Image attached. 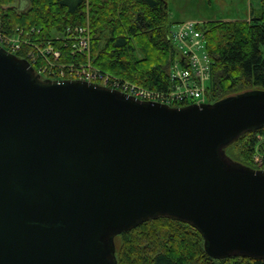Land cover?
<instances>
[{"label": "water", "instance_id": "1", "mask_svg": "<svg viewBox=\"0 0 264 264\" xmlns=\"http://www.w3.org/2000/svg\"><path fill=\"white\" fill-rule=\"evenodd\" d=\"M263 127L264 90L173 107L41 80L0 45V264H118L115 236L158 217L264 259V170L224 153Z\"/></svg>", "mask_w": 264, "mask_h": 264}, {"label": "trees", "instance_id": "2", "mask_svg": "<svg viewBox=\"0 0 264 264\" xmlns=\"http://www.w3.org/2000/svg\"><path fill=\"white\" fill-rule=\"evenodd\" d=\"M17 1L0 0V30L27 42L14 53L18 60L33 65L29 51L51 45L60 51V62L91 61L103 73L157 91L171 86L170 69L180 59L172 32L179 24L170 20L167 0H21L19 6ZM80 25L90 27L89 58L73 53L69 42L68 28ZM199 29L211 60L209 102L264 90V0L248 20L209 21ZM257 150L261 164L253 158ZM224 153L246 169L264 170V127L243 134ZM119 237L118 264H264L255 258L213 259L198 230L169 217L148 219Z\"/></svg>", "mask_w": 264, "mask_h": 264}, {"label": "built area", "instance_id": "3", "mask_svg": "<svg viewBox=\"0 0 264 264\" xmlns=\"http://www.w3.org/2000/svg\"><path fill=\"white\" fill-rule=\"evenodd\" d=\"M200 23L188 22L177 25L172 32V40L176 44L180 59L170 69L171 86L168 91H157L141 85L121 80L95 68L91 61L80 66L60 62L61 53L53 46L35 45L33 57H38L44 64L52 67L55 77L59 80H82L95 83L101 87L117 90L141 101L158 102L175 106L180 103L204 104L208 102L206 83L210 78L211 60L206 52L205 38L199 29ZM21 34L24 32L20 31ZM69 39L73 53L86 54L91 51V32L88 25L68 28ZM27 42L21 36H9L0 30V45L12 53L21 51ZM34 60L37 63L40 60ZM263 162L260 154L256 156L257 163Z\"/></svg>", "mask_w": 264, "mask_h": 264}, {"label": "rangeland", "instance_id": "4", "mask_svg": "<svg viewBox=\"0 0 264 264\" xmlns=\"http://www.w3.org/2000/svg\"><path fill=\"white\" fill-rule=\"evenodd\" d=\"M20 1L21 0H18L15 5L19 6ZM167 1H168L169 13H170V20L173 23L187 22V21L204 23L207 21L243 20L247 18L248 13L251 10L258 12L261 6V0H167ZM18 31L20 32V30ZM21 31L23 32L24 30ZM7 35L11 36L10 34ZM21 40H23V38H21ZM40 47L41 48L39 50H42V46ZM34 51L35 50H31L29 52H31L33 55ZM27 57L29 58V60H31L32 63L34 60L38 59V57H33L31 56V54H28ZM38 60L41 61V59ZM61 63L63 62L61 61ZM36 64H38V62ZM36 64L33 63V65ZM33 65L30 66L34 71V74L39 76L41 80H45V81L59 80L55 77V72L57 71L52 70L51 66L44 64V62L43 63L41 62L39 67H37V65L36 67H34ZM36 68L38 69L36 70ZM258 153L259 150H257V154H255L253 157L254 161H256V156L258 155ZM231 162L235 163L233 161ZM262 168H264V166H262ZM119 236L120 234L115 236L114 238L116 252L119 251L121 246V240Z\"/></svg>", "mask_w": 264, "mask_h": 264}, {"label": "crops", "instance_id": "5", "mask_svg": "<svg viewBox=\"0 0 264 264\" xmlns=\"http://www.w3.org/2000/svg\"><path fill=\"white\" fill-rule=\"evenodd\" d=\"M251 8H252V6H251ZM250 15H251V11L248 13V16H247V18L246 19H243V20H248L249 19V17H250ZM232 21H240V20H232ZM187 22H191V21H187ZM207 22H209V21H207ZM180 23H186V22H176L175 24H180Z\"/></svg>", "mask_w": 264, "mask_h": 264}]
</instances>
